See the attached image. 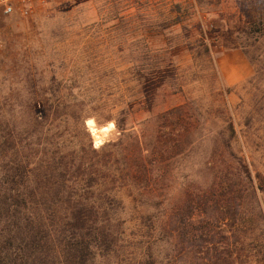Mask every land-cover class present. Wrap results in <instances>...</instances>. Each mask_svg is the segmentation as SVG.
I'll list each match as a JSON object with an SVG mask.
<instances>
[{
    "label": "rangeland",
    "instance_id": "obj_1",
    "mask_svg": "<svg viewBox=\"0 0 264 264\" xmlns=\"http://www.w3.org/2000/svg\"><path fill=\"white\" fill-rule=\"evenodd\" d=\"M178 16L185 21L163 22ZM256 19L264 21V0H47L29 18L3 19L0 94H70L83 100L90 116L85 126L96 149L118 136L107 119L123 102L139 100L130 126L141 136L148 159L157 162L151 172L158 176L159 210L182 206L187 195L200 196L198 190L228 195L236 188V167L214 132L229 117L237 130L235 155L252 177L258 173L264 179V38L253 53L263 55L256 65L238 36ZM176 107L192 118L181 128L189 126L199 140L190 137L192 148L179 152L175 135L168 136L156 157L151 151L157 116ZM223 183V189L215 185ZM152 198L143 199V206ZM118 200L125 210L140 207L124 194ZM255 200L263 224L264 191L257 189ZM242 203L245 211L255 205L249 195ZM172 243L177 250L183 247ZM165 245L161 250L168 254ZM223 260L215 257L210 264ZM94 264L104 262L98 258Z\"/></svg>",
    "mask_w": 264,
    "mask_h": 264
},
{
    "label": "trees",
    "instance_id": "obj_2",
    "mask_svg": "<svg viewBox=\"0 0 264 264\" xmlns=\"http://www.w3.org/2000/svg\"><path fill=\"white\" fill-rule=\"evenodd\" d=\"M238 36L244 54L259 65L263 55L253 53L264 38V21L250 22ZM199 46L209 52L203 40ZM122 104L107 119L113 121L116 140L96 149L85 126L90 116L83 100L70 94H0V264H94L98 258L104 264H159V259L176 264V255L184 264H210L222 255L223 264H264V223L255 200L256 190L264 191V179L258 173L252 177L235 155L233 120L229 117L214 134L236 167L234 191L198 190L200 196L187 195L182 206L161 212L154 195L158 176L151 172L157 162L148 159L141 136L130 126L141 102ZM189 117L180 107L160 112L152 154L157 157L159 144L171 135L179 152L191 149L199 138L189 126H180ZM215 185L223 189L226 183ZM241 192L246 195L238 196ZM119 194L140 207L125 210ZM248 195L255 205L245 211ZM147 197L153 198L143 206ZM169 240L183 247L177 250ZM164 244L168 254L161 250Z\"/></svg>",
    "mask_w": 264,
    "mask_h": 264
},
{
    "label": "built area",
    "instance_id": "obj_3",
    "mask_svg": "<svg viewBox=\"0 0 264 264\" xmlns=\"http://www.w3.org/2000/svg\"><path fill=\"white\" fill-rule=\"evenodd\" d=\"M47 0H0V46L3 42V19L12 16L31 17Z\"/></svg>",
    "mask_w": 264,
    "mask_h": 264
}]
</instances>
